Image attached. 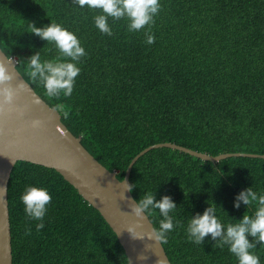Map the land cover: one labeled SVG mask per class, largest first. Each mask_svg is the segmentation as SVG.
I'll return each instance as SVG.
<instances>
[{"label": "trees", "instance_id": "trees-1", "mask_svg": "<svg viewBox=\"0 0 264 264\" xmlns=\"http://www.w3.org/2000/svg\"><path fill=\"white\" fill-rule=\"evenodd\" d=\"M99 12L76 0H0V47L118 179L137 154L157 143L213 156L264 154V0H160L154 22L139 31L128 30L127 18L109 17L111 35L95 26ZM51 20L74 31L86 50L68 97L47 96L25 63L35 52L42 60L59 56L54 43L30 32L29 23L42 27ZM146 32L153 43L146 42ZM130 182L136 183V200L150 190L156 199L175 201L177 223L161 241L171 264H237L220 237L190 240L187 223L214 203L225 225L252 214L253 205L237 208L234 202L242 189L264 192V158L213 163L155 148L134 164ZM28 185L46 186L52 196L39 230L19 199ZM8 200L13 264L129 263L101 213L56 170L18 161ZM147 215L158 227V210ZM252 251L264 264V246L257 243Z\"/></svg>", "mask_w": 264, "mask_h": 264}, {"label": "water", "instance_id": "water-1", "mask_svg": "<svg viewBox=\"0 0 264 264\" xmlns=\"http://www.w3.org/2000/svg\"><path fill=\"white\" fill-rule=\"evenodd\" d=\"M0 64H5L13 79L0 85V264H13L12 233L8 185L14 166L26 161L60 173L91 206L96 208L112 230L127 255L128 264H171L166 250L154 236V224L146 214L135 216L130 204L135 202L130 175L134 164L148 151L168 147L213 163L242 156L264 158V154L224 153L217 156L198 152L171 142L157 143L137 154L123 180L99 162L63 123L60 112L51 107L17 69L15 58L0 47ZM14 91L6 102L2 89ZM38 121V124L34 122ZM124 182V183H122ZM128 228H132L134 237Z\"/></svg>", "mask_w": 264, "mask_h": 264}, {"label": "clouds", "instance_id": "clouds-1", "mask_svg": "<svg viewBox=\"0 0 264 264\" xmlns=\"http://www.w3.org/2000/svg\"><path fill=\"white\" fill-rule=\"evenodd\" d=\"M83 8L99 9L94 16L95 26L103 33L111 35L112 29L108 18H127L128 30L139 31L145 25L154 22V16L160 8V0H76ZM32 33L41 39L54 43L59 51V56L51 59H41V53H33L25 62L28 73L33 81L40 83L47 96L59 97L61 94L68 97L72 94L76 77L81 68L78 64L80 58L86 55L76 33L64 25L53 22L38 27L29 23ZM154 35L146 32V42H154ZM13 79V74L7 70L5 64H0V85ZM4 100L11 102L14 91L8 86L2 89ZM67 115V113H65ZM36 121L34 124H38ZM124 183V182H122ZM126 190L132 192L136 183L127 184ZM24 205V212L29 219L37 220V230L44 227V217L52 199L50 190L46 186L28 185L19 197ZM254 206L252 214H245L235 223L221 221L217 214V206L210 204L203 213H197L188 220L186 232L188 238L196 243H201L210 233L212 238L220 237L221 244H227L228 250L237 258V264H260L259 255L252 251L257 248V243L264 246V192H258L253 187L242 189L236 197L234 206L239 208L240 203ZM135 216L142 218L144 215L158 210L160 216L159 226L153 229L157 240H165L167 234L175 227L173 215L176 209L175 201L168 195L156 199L153 191H145L138 200L130 204ZM128 231L136 237L132 228ZM249 237L254 239L250 240Z\"/></svg>", "mask_w": 264, "mask_h": 264}]
</instances>
